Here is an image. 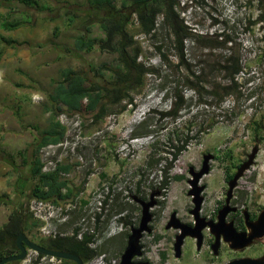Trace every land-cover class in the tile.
<instances>
[{"label": "rangeland", "instance_id": "374dc122", "mask_svg": "<svg viewBox=\"0 0 264 264\" xmlns=\"http://www.w3.org/2000/svg\"><path fill=\"white\" fill-rule=\"evenodd\" d=\"M115 1L120 5L131 0ZM174 1L180 18L197 33L211 35L226 28L234 29L245 60L252 59L256 48L264 43L262 26L255 25L252 33L244 30L248 21L256 19L264 0ZM45 2L50 11L34 13L31 24L10 32L0 26V36L18 44L14 48L4 46L0 57V228L20 205L24 214L37 222L30 212L33 199L27 197L35 181L27 178V168L17 152L25 151L23 155L27 156L35 136L47 128L50 119L47 96L52 93L60 71L72 68L88 73L91 66L116 65L119 60L117 53L100 50L97 45L88 53L75 52L73 42L80 32L82 15L71 26L66 25L65 16L68 10L81 9L85 0ZM21 18L27 19L20 11H11V5L0 3V24ZM160 21L159 16L156 37L152 38L138 33L132 16L129 33L134 41L131 49L139 53L138 61L145 65L159 67L160 59L154 48L164 46L171 66L162 68L161 85L146 77L144 90L135 96L134 108L125 102L108 105L105 116L96 123L84 114L63 113L58 117L65 127L63 141L43 148L39 158L43 171L55 165L67 166L68 172L61 177L79 192L72 201L57 206L44 202L50 206L49 217L45 223H36V227L24 231L28 239L43 242L48 239L47 231L54 232L56 237H71L77 230L78 240L84 235L92 237L88 248L95 255L87 264H119L126 240L123 235L130 226H137L141 217L135 198L147 200L150 194L162 190L157 201L163 205L153 210L152 232L141 240L144 249L140 261L205 264L209 255L197 252L189 242L181 257L174 259L162 229L166 214L173 210L179 217H186L187 172L189 168L198 170L206 154H211L213 160L209 162V174L201 180L206 185L204 212L212 213L226 191L225 175L232 174L246 161L253 148L257 149L253 164L238 180L235 191L240 204L264 210V73H258L264 71V60L261 67L252 65L249 75L240 77L241 94L233 100L229 98L222 111L198 105V98L181 86L183 72L175 67L168 30ZM91 35L95 40L101 39L100 28L94 26ZM183 94L193 113H182L180 119L164 117L162 114L170 111L177 96ZM139 110H143V115L135 118ZM253 121L263 127L258 134L252 130ZM209 125L211 128L207 129ZM199 128L206 130L204 134L188 142L173 158L177 148L184 145V137ZM22 182L26 184L24 194L20 195ZM162 183L167 184L165 189ZM97 214L99 219L95 220ZM119 220L120 230L109 232ZM27 255L31 261L36 257L33 251ZM228 255L232 256L224 253L226 258ZM49 258L42 257L40 264H56L50 263Z\"/></svg>", "mask_w": 264, "mask_h": 264}, {"label": "trees", "instance_id": "16d2710c", "mask_svg": "<svg viewBox=\"0 0 264 264\" xmlns=\"http://www.w3.org/2000/svg\"><path fill=\"white\" fill-rule=\"evenodd\" d=\"M1 2L11 5V11L18 10L27 18L2 21L1 28L8 32L31 24L30 18L34 13L42 14L50 11L45 0H0ZM177 8L178 4L174 0H131L122 1L120 5H117L115 0H85L81 9L66 12L67 26H71L78 16L82 15L80 32L73 42L75 52L88 53L97 45L100 50L117 53L119 60L116 65L91 66L88 73L75 71L72 68H64L60 71L52 93L47 96L46 111L50 114L47 128L35 136L27 156L23 155L25 151L17 152V155L23 158L22 164L27 168V178L35 181L29 189L28 199L51 202L57 206L72 201L79 192L78 190L75 192L61 177L68 172L67 166L55 165L53 169L43 171V164L39 158V152L43 148L57 146L63 141L65 127L60 124L59 116L63 113L84 114L96 123L103 119L108 105L125 102L126 105L134 108L135 96L140 95L144 90L146 77L152 78L159 85L162 84L164 79L162 68L171 66L170 57L163 51V45H157L154 50L160 59L159 67L138 61L139 53L131 49L134 45L129 33L132 16L137 22L138 33L152 38L156 37L157 18L160 16L161 26L168 30L169 40L173 46L175 67L183 72L181 86L198 98V105L214 106L220 112L229 98L233 100L241 94L242 89L238 80L241 76L249 75L252 65L262 66L264 43L256 48L252 59L245 60L242 43L235 39L234 29L226 28L211 35L197 33L180 18ZM255 25L262 26L264 34V7L259 6L256 19L248 21L244 25V30L252 33ZM94 26L100 28L102 37L99 40L93 39L91 35ZM16 45L18 44L15 41L0 36V57L4 46L14 48ZM258 73L262 75L264 71L260 70ZM167 92L168 90H165L164 94L166 95ZM184 95H178L171 110L162 115L180 119L182 113L192 114V106L187 104ZM209 99L210 101H207ZM142 125L143 128L146 127ZM252 125L255 134L263 128L260 122L253 121ZM209 128L210 125L207 129ZM205 131L199 128L194 134L190 136L187 134L184 137V145L177 148L173 158L184 150L188 142L197 139ZM25 184L22 182L20 185V195L24 194ZM96 219H99V214L95 215ZM36 223L41 224L38 220ZM36 223L31 221V216L24 214L22 205L9 214L7 222L0 228V260L16 254L15 239L20 229L23 231L33 229ZM77 232L74 230L71 237L47 239L43 241V247L73 253L86 263L95 255L88 248L92 237L84 235L78 240ZM61 262L73 264L70 261L61 260Z\"/></svg>", "mask_w": 264, "mask_h": 264}, {"label": "flooded vegetation", "instance_id": "af4514ba", "mask_svg": "<svg viewBox=\"0 0 264 264\" xmlns=\"http://www.w3.org/2000/svg\"><path fill=\"white\" fill-rule=\"evenodd\" d=\"M202 162L200 168L198 170L192 171V173H196L201 169ZM238 167H236L235 171L232 174L225 175V183H226V191L228 189V182L236 172ZM210 172V171H209ZM207 174H204L197 184L193 187L190 186V180L192 179V174L190 172V168L188 169V177L186 180L188 184V189L186 191V196L188 199V206L186 207V217H179L176 211H169L166 214L164 219L162 229L165 231L166 240L169 242V248L173 254L174 259H179L186 248V244L188 242L194 246L197 252H204L209 255L207 261L208 264H226L232 260L237 259H250V260H258L263 256L264 253V234H263V226L258 224V219L263 209H257L254 206L243 205L240 204L242 201L238 200L236 195V186L232 191V196L229 201L228 208L225 207V197L226 191L223 193L222 201L216 206V208L210 214H206L204 212V192L206 190V185L201 182L202 178L206 177ZM164 189L167 184L162 183ZM197 188H201L198 197L201 199L199 208L195 211L193 200L195 197L188 195L189 190H194ZM163 189V188H162ZM163 189V190H164ZM162 190H158L148 197L147 200H137L135 201L139 204L140 209L141 202L144 203H152V206L149 208V221L145 227V230L139 232L138 234H134V236L129 239V237L133 234V230H137L140 225V220L137 226H130V230L128 233H125L123 236L126 237L125 243L122 246V254L128 248L129 242L134 245L135 252L131 258V262L133 264H149L147 261H140L144 247L141 245V240L145 234H150L152 232V222L155 218L154 209L162 206L163 204L157 201V197L162 195ZM224 209H228L225 213V216L222 220L219 219V214L224 211ZM141 219V217H140ZM121 220V219H120ZM120 220L115 222L114 225H111L109 231H113L118 229V226L121 225ZM113 226V227H112ZM233 230V232H232ZM114 232V231H113ZM184 234L181 245L179 248V257L175 256V243L177 242L178 237ZM216 237H218V244L216 255L213 254L212 246L216 241ZM56 237L51 238V240H55ZM229 238V240H227ZM226 239V240H225ZM250 239V244L248 246L241 247L245 241ZM30 241L34 242L37 245L43 247V242H38L34 238H30ZM233 243L235 248H231L230 244ZM45 248V247H44ZM17 254V252H15ZM224 253H230L232 256H224ZM121 254V255H122ZM42 257L39 254L36 255L31 264H40V260ZM121 258V256H120ZM82 260V259H81ZM83 261V260H82ZM59 264H62L60 262ZM74 264V263H73ZM83 264H87L83 261Z\"/></svg>", "mask_w": 264, "mask_h": 264}, {"label": "water", "instance_id": "95a60500", "mask_svg": "<svg viewBox=\"0 0 264 264\" xmlns=\"http://www.w3.org/2000/svg\"><path fill=\"white\" fill-rule=\"evenodd\" d=\"M257 152L256 148H253L251 153L247 156L246 161H244L243 163H241L236 172L234 173V175L232 176V178L229 180L228 182V189L226 191V197H225V207L224 208H228L229 205V201L231 199L232 196V191L233 189L237 186V182L238 180L243 176V174L251 167V165L253 164L254 158H255V154ZM213 160V156L211 154H206L203 155L202 157V166L201 169L199 171H197L196 173H192L193 168H190V172L192 174V179L190 180V186L193 187L197 184V182L199 181V179L204 175L207 174L210 171V166H209V162ZM201 188H197L194 190H189L188 195H191L192 197H195V199L193 200L194 203V207H195V211L198 210L199 208V204L201 199L198 197V194L200 192ZM141 219H140V225L139 228L137 230H133V234L129 237V239H131L134 234H138L139 232L145 230V227L149 221V208L152 206V203H144L141 202ZM228 209H224L223 212H221L219 214V219L222 220L225 216V213L227 212ZM258 224H261L263 226V234H264V211L261 212L259 219H258ZM233 232V230H232ZM184 234H181L178 239L177 242L175 243V256L179 257V248L181 245V240L183 238ZM226 240V239H225ZM229 240V238L227 239ZM217 244H218V237H216V241L214 243V245L212 246V250H213V254L216 255V250H217ZM250 244V239H248L247 241H245V243H243L241 245V247H246ZM231 248H235V245H233V243L230 244ZM15 248L17 250V254L5 257L3 259L0 260V264H7V263H12V262H19L21 260H23L26 257L27 251H34L39 255L42 256H47L50 258H54V259H58V260H64V261H70L74 264H83V261L81 260V258L73 253H69V252H64V251H55V250H50L47 248H44L40 245L35 244L34 242L30 241L24 234L23 229H20V232L18 234V236L15 239ZM135 252V248L134 245H132V243L129 242V246L128 248L124 251V253L121 255L120 258V263L119 264H133L131 262V258L133 256ZM226 264H264V253L263 256L258 259V260H250V259H237V260H232Z\"/></svg>", "mask_w": 264, "mask_h": 264}, {"label": "built area", "instance_id": "2783aa9c", "mask_svg": "<svg viewBox=\"0 0 264 264\" xmlns=\"http://www.w3.org/2000/svg\"><path fill=\"white\" fill-rule=\"evenodd\" d=\"M30 212L32 213V215L34 216V218L36 220H38L39 222L45 223L49 217V212H50V206L42 201L33 199L31 201L30 204ZM46 226H43V229H45ZM55 233L54 232H50L47 231L46 233V237L48 239L50 238H54ZM50 263L55 262L56 264H59L61 262V260L58 259H54V258H49ZM31 259L30 256L27 255L26 258L21 262V264H31Z\"/></svg>", "mask_w": 264, "mask_h": 264}, {"label": "bare ground", "instance_id": "6f19581e", "mask_svg": "<svg viewBox=\"0 0 264 264\" xmlns=\"http://www.w3.org/2000/svg\"><path fill=\"white\" fill-rule=\"evenodd\" d=\"M143 110H144V109H143ZM143 110H139V111H138V114L135 116V118H137V117L140 116V115H143V113H142ZM119 152H120V151H119ZM53 225H57V224L53 222ZM112 227H113V226H112ZM113 231H114V229H113ZM109 232H112V231L110 230ZM28 251H30V250H28ZM28 251H27V252H28ZM33 252H34V251H33ZM35 253H36V252H35ZM36 254H37V253H36ZM26 256H27V254H26ZM45 257H47V256H45ZM25 258H26V257H25ZM25 258H24V259H25ZM24 259H23V260H24ZM21 261H22V260H21ZM12 263H13V262H12Z\"/></svg>", "mask_w": 264, "mask_h": 264}]
</instances>
